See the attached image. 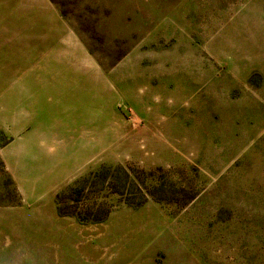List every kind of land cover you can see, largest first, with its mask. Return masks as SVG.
Masks as SVG:
<instances>
[{
  "label": "rangeland",
  "instance_id": "obj_1",
  "mask_svg": "<svg viewBox=\"0 0 264 264\" xmlns=\"http://www.w3.org/2000/svg\"><path fill=\"white\" fill-rule=\"evenodd\" d=\"M0 264H264V0H0Z\"/></svg>",
  "mask_w": 264,
  "mask_h": 264
},
{
  "label": "trees",
  "instance_id": "obj_2",
  "mask_svg": "<svg viewBox=\"0 0 264 264\" xmlns=\"http://www.w3.org/2000/svg\"><path fill=\"white\" fill-rule=\"evenodd\" d=\"M126 204H131V203H126ZM97 209L94 213H92V217L86 219V220H89V221H92V222H99L103 219V215H98L97 213Z\"/></svg>",
  "mask_w": 264,
  "mask_h": 264
}]
</instances>
